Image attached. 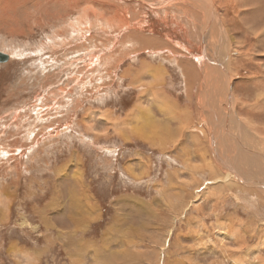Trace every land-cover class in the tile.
<instances>
[{"label": "rangeland", "instance_id": "obj_1", "mask_svg": "<svg viewBox=\"0 0 264 264\" xmlns=\"http://www.w3.org/2000/svg\"><path fill=\"white\" fill-rule=\"evenodd\" d=\"M185 1L0 0V264H264V196L219 156L234 107L264 176V0Z\"/></svg>", "mask_w": 264, "mask_h": 264}, {"label": "bare ground", "instance_id": "obj_2", "mask_svg": "<svg viewBox=\"0 0 264 264\" xmlns=\"http://www.w3.org/2000/svg\"><path fill=\"white\" fill-rule=\"evenodd\" d=\"M185 1V0H184ZM200 1V0H199ZM199 1L198 0H196V2L197 3H199ZM203 1V0H202ZM206 1H211V0H206ZM206 1H204L205 3V6L203 5V7L205 8V10H207L208 9V5L206 4ZM186 2V1H185ZM195 2V3H196ZM208 4L210 3V2H207ZM212 4H213V2H212ZM192 5H194L193 3H192ZM198 5V4H197ZM204 10V11H205ZM185 11V10H184ZM205 16H204V20H203V26H204V32H205V43H206V45L208 46V56L210 57V59H211V61H212V63L210 64V68L209 67H206V69L208 68V70H207V73H206V82H208V86L211 88H213V91H214V94L216 93V96H217V90H218V93H219V91H220V88L224 91V92H226L227 91V96H226V98H227V100H228V103H229V105H230V107H231V109H232V106H235V105H233L234 104V101H235V97H233L232 96V92H233V89H232V84H231V79H229L228 78V74L226 73V74H224V69L222 68V67H224V66H221V65H223V64H225L224 63V61H223V59L225 60V58H223V57H221V55H222V53L221 52H223L220 48H222L221 46H220V48H219V44H218V38L221 40V38H222V32H221V30L222 29H220L219 30V32L218 33H216L215 32V28H218V25H219V27H220V23H222V21H220L221 19L219 18V16L217 15V13H215V11L213 10V6H210L209 7V10H207V12H205ZM215 28H214V27ZM208 27H210V31H209V28ZM225 28V27H224ZM250 28V27H249ZM247 29V28H246ZM250 31V30H249ZM224 32V31H223ZM247 35H249V34H247ZM159 39V38H158ZM157 39V40H158ZM223 39V38H222ZM160 40V39H159ZM237 42V41H236ZM155 43V42H154ZM159 43V42H158ZM161 43V42H160ZM221 43V42H220ZM220 53H221V55H220ZM228 57V56H227ZM223 58V59H222ZM206 62H208V61H206ZM208 64V63H207ZM226 71V70H225ZM207 84V83H206ZM211 96V95H210ZM215 96V97H216ZM157 97H159L160 99H161V101H160V104H159V111L160 112H162V111H164V112H166V113H168L169 115L172 113V114H174V113H177L178 114V112H180V110H179V108H180V106L178 105V103L176 102V101H173V100H170L169 98H168V96L167 95H165L163 92H159V91H156V102H158L159 103V100L157 99ZM157 107V106H156ZM137 110V109H136ZM142 111V110H141ZM171 113H170V112ZM189 112V111H188ZM188 112L186 111V118H187V115H189L188 114ZM190 113V112H189ZM233 115H234V117L236 118L235 120L237 121V120H239V122H240V119L238 118V115H236V112L234 111V107H233V111L231 112ZM231 113H229V114H227V116L228 115H230ZM235 113V114H234ZM180 114V113H179ZM182 114H183V112H182ZM143 115V114H142ZM185 115V114H184ZM144 116V115H143ZM180 116V115H179ZM168 117V116H167ZM184 117V116H183ZM189 117V116H188ZM191 117V116H190ZM170 118V117H169ZM168 118V119H169ZM143 119V118H142ZM163 120V119H162ZM187 120H189V119H187ZM237 123L238 124V126H235L234 128H232V131H230V140L227 142V145H229L227 148H226V146H225V148H226V151L225 150H220L219 148V151H220V153H219V156H220V158L223 160V164H225V163H228L229 161L227 160V159H230V157L231 158H233V161H231L230 163H228L230 166H231V168H233V171H234V173H235V177L237 178V179H239V181H247L248 183H250L251 184V186H253V187H250L249 189L250 190H253V189H256L258 192H259V195L261 194V195H263L264 196V176H261V175H259L258 174V172L260 171V168L259 167H255L254 165H253V163H252V161L247 157V156H241V154H240V151H241V148H240V145H239V142L237 141L238 139H240V138H242V134L241 133H243V130L241 129V126H240V123ZM188 123H190V120H189V122ZM167 124V123H166ZM183 124H184V121H182V123H181V128H184L183 127ZM139 125V124H138ZM145 125V124H144ZM149 125V124H148ZM162 124H161V120L160 119H158L157 117H156V137H155V135L153 134L152 136H153V138L155 137L156 139H157V137H161V135H160V133H161V131L164 129V128H161L162 126H161ZM142 126V125H141ZM216 126V125H215ZM218 126V125H217ZM216 126V127H217ZM166 128H167V126H165ZM142 128V127H141ZM221 128V127H220ZM224 128H226V127H224ZM137 129V128H136ZM145 129V128H144ZM171 129V128H170ZM222 129H223V127H222ZM166 130V129H165ZM225 130V129H224ZM169 131V130H168ZM172 131V130H171ZM174 131V130H173ZM140 132H142V130L140 131ZM170 132V131H169ZM180 132V131H179ZM183 132V131H182ZM223 132V131H222ZM143 133V132H142ZM158 134L160 135V136H158ZM169 134V133H168ZM173 134V133H172ZM144 135V134H143ZM182 135V134H181ZM192 135V134H191ZM224 135V134H223ZM148 136H150L149 134H148ZM163 137H164V135H163ZM162 137V138H163ZM166 137V136H165ZM168 138H170L169 136H168ZM173 138V137H172ZM184 138V137H183ZM238 138V139H237ZM161 139V138H160ZM177 139H178V137H177ZM163 141V140H162ZM157 142L158 141H156V143L155 144H157ZM179 142V141H178ZM168 143H169V141H168ZM159 144H157V146H158ZM232 145H235L236 146V148H237V151H235L236 149H234V151L232 152ZM165 147V146H164ZM167 147V146H166ZM171 147V146H170ZM169 147V148H170ZM219 147V146H218ZM162 149V148H161ZM197 149V148H196ZM200 149V148H199ZM198 149V150H199ZM166 150V149H165ZM201 150V149H200ZM264 150V149H263ZM197 152V151H196ZM203 152V151H202ZM234 152H236V153H234ZM260 153H261V151H260ZM188 154V153H187ZM203 154V153H202ZM206 154H207V152H206ZM189 155V154H188ZM195 155V154H194ZM205 155V154H204ZM202 156V155H201ZM206 157V156H205ZM187 158V157H186ZM204 158V157H203ZM207 158V157H206ZM190 159V158H189ZM242 162V164H241V167L239 168V169H237L236 168V165H237V163L238 162ZM201 164V163H200ZM202 165V164H201ZM207 167H209V164L207 165ZM199 168V167H198ZM196 170V169H195ZM200 171V170H199ZM202 171V170H201ZM195 172V171H194ZM195 174V173H194ZM227 176L229 175V174H226ZM193 176H195V175H193ZM192 178H194V177H192ZM197 179V178H196ZM196 181V180H195ZM198 181V180H197ZM193 184H196V183H193ZM186 186V185H185ZM224 187L226 186V185H223ZM228 186H231L232 188L233 187H239L238 189H240V186L241 185H239L238 184V186L236 185V184H230L229 183V185ZM254 193H256L255 191H254ZM232 194V193H231ZM258 194V193H257ZM258 196V195H257ZM256 196V197H257ZM260 198V197H259ZM262 199V198H261ZM263 200H264V198H263ZM261 202L262 203H264V201H262L261 200ZM236 220V219H235ZM260 220V219H259ZM79 222V221H78ZM233 222V221H232ZM81 223V222H80ZM239 224H241V223H239ZM229 225V224H228ZM234 227H236L237 229H238V227H237V225L235 226V225H233ZM236 229V230H237ZM240 229V228H239ZM256 229V228H255ZM264 229V228H263ZM235 230V229H234ZM235 230V231H236ZM234 231V232H235ZM239 231V230H238ZM240 231H241V229H240ZM239 235H240V233H239ZM260 245V244H259ZM258 247V246H257ZM255 248H256V246H255ZM259 248V247H258ZM257 250V249H256ZM259 250H260V248H259ZM250 252V251H249ZM247 254V253H246ZM259 254V253H258ZM242 257V256H241ZM258 258H260V257H258ZM241 259V258H240ZM264 259V258H263ZM238 260V259H237ZM258 260V259H257ZM259 260H261V258L259 259ZM243 261V260H242ZM256 261V260H255ZM238 262H239V260H238ZM241 262V261H240ZM257 262V261H256ZM263 262V261H262ZM261 263V261L260 262H258V264H260ZM243 264V263H242ZM255 264H257V263H255Z\"/></svg>", "mask_w": 264, "mask_h": 264}, {"label": "water", "instance_id": "obj_3", "mask_svg": "<svg viewBox=\"0 0 264 264\" xmlns=\"http://www.w3.org/2000/svg\"><path fill=\"white\" fill-rule=\"evenodd\" d=\"M10 54L0 50V63L8 62L10 60Z\"/></svg>", "mask_w": 264, "mask_h": 264}, {"label": "crops", "instance_id": "obj_4", "mask_svg": "<svg viewBox=\"0 0 264 264\" xmlns=\"http://www.w3.org/2000/svg\"><path fill=\"white\" fill-rule=\"evenodd\" d=\"M162 69H163L162 67H159V66L156 67V70H162ZM160 81H161V80H160ZM159 83H161V82H159ZM159 92H161V91H159ZM163 93L166 94L165 91H164ZM89 208H90V207H89ZM87 218H88V217H87Z\"/></svg>", "mask_w": 264, "mask_h": 264}]
</instances>
